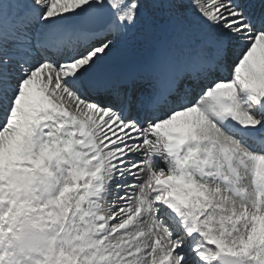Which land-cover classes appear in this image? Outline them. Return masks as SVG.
<instances>
[{"label":"snow or ice","instance_id":"6c2138e0","mask_svg":"<svg viewBox=\"0 0 264 264\" xmlns=\"http://www.w3.org/2000/svg\"><path fill=\"white\" fill-rule=\"evenodd\" d=\"M0 264H264V0H0Z\"/></svg>","mask_w":264,"mask_h":264}]
</instances>
